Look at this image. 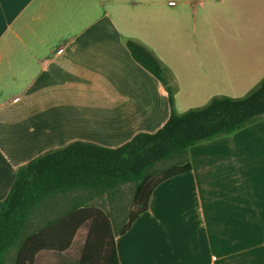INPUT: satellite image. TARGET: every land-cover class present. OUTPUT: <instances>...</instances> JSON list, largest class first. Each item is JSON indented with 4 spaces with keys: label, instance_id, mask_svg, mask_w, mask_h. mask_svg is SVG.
I'll list each match as a JSON object with an SVG mask.
<instances>
[{
    "label": "crops",
    "instance_id": "0c3cea01",
    "mask_svg": "<svg viewBox=\"0 0 264 264\" xmlns=\"http://www.w3.org/2000/svg\"><path fill=\"white\" fill-rule=\"evenodd\" d=\"M130 40L163 63L178 112L242 98L264 78V0H0V203L38 147L119 148L168 122ZM189 159L116 233L120 264H264V116Z\"/></svg>",
    "mask_w": 264,
    "mask_h": 264
},
{
    "label": "trees",
    "instance_id": "16d2710c",
    "mask_svg": "<svg viewBox=\"0 0 264 264\" xmlns=\"http://www.w3.org/2000/svg\"><path fill=\"white\" fill-rule=\"evenodd\" d=\"M127 46L134 61L166 89L168 122L158 132L140 133L119 148L78 141L19 167L8 197L0 203V264H7L8 254L15 249V264H37L43 253L65 255L87 224L90 229L78 264H120L116 233L102 210L73 203L63 216L29 236L34 215L59 195L84 191L102 197L122 185L135 184V200L142 208L131 215L120 232L124 235L148 211L150 198L161 184L192 171L191 148L232 136L264 116V78L242 98L215 97L203 107L178 113L176 89L160 59L136 41H128ZM166 160L177 163L154 181V167Z\"/></svg>",
    "mask_w": 264,
    "mask_h": 264
},
{
    "label": "rangeland",
    "instance_id": "374dc122",
    "mask_svg": "<svg viewBox=\"0 0 264 264\" xmlns=\"http://www.w3.org/2000/svg\"><path fill=\"white\" fill-rule=\"evenodd\" d=\"M194 107L192 109H195ZM199 108V107H198ZM177 110V109H176ZM183 110V109H180ZM191 110V109H188ZM186 110L185 112H187ZM178 112V111H177ZM179 111L183 114L185 112ZM52 151V150H51ZM49 152L43 147H38L35 152L30 155L31 161ZM177 163L176 160H166L158 163L154 168V181L160 177L163 172L172 168ZM137 187L135 184L122 185L112 194H106L102 197H96L93 193L84 191H77L56 196L48 200L43 207L34 215L30 229L27 234L30 236L40 230L48 221L60 218L70 208L71 204L83 202L89 204L91 207L98 208L109 215L113 224L115 233H119L129 222L133 213L138 212L142 206L137 204L135 200ZM90 225H84L78 232L75 241L70 251L65 255L46 254L37 260V264H78L81 253L87 241ZM229 240V239H228ZM17 250H12L7 257V264H15ZM257 260V255H254ZM248 259V258H247ZM250 259V258H249Z\"/></svg>",
    "mask_w": 264,
    "mask_h": 264
}]
</instances>
